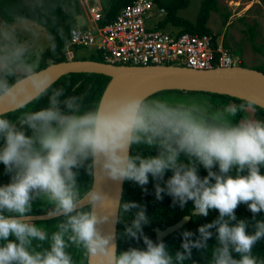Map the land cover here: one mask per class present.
I'll return each mask as SVG.
<instances>
[{"label":"clouds","instance_id":"clouds-1","mask_svg":"<svg viewBox=\"0 0 264 264\" xmlns=\"http://www.w3.org/2000/svg\"><path fill=\"white\" fill-rule=\"evenodd\" d=\"M54 83L30 59L26 44L11 34L0 37V106L20 111L27 98L48 96L47 107L21 111L15 122L0 112V164L10 176L0 186V264H73L70 246L84 248L100 264H185L193 249L206 251L213 236L211 264H257L252 250L264 240V221H256L250 234L235 210L246 205L253 219L264 212V121L225 118L243 106L228 105L209 115L196 103L141 96L82 111L79 98L61 99L64 89L53 88ZM141 147L157 155H145ZM200 167L207 176L200 177ZM80 169L96 181L98 175L131 181L145 191L151 177L157 200L166 194L180 207L191 201L193 215L207 217L217 210L218 217L200 226L198 236L184 231L182 251L173 255L165 243L143 235L149 219L139 204H118L120 216L136 209L123 235L142 238L145 247L117 253L110 246L113 237L98 230L109 217L95 209L107 199L95 188L80 199ZM167 172L172 175L164 181ZM37 199L52 206L51 215L64 217L51 234L30 222Z\"/></svg>","mask_w":264,"mask_h":264},{"label":"trees","instance_id":"trees-1","mask_svg":"<svg viewBox=\"0 0 264 264\" xmlns=\"http://www.w3.org/2000/svg\"><path fill=\"white\" fill-rule=\"evenodd\" d=\"M131 0H100L101 4V17L97 22L98 26L106 25L117 14L121 7L129 3ZM155 8H162L164 13L154 19L152 24L154 29H161L169 31L175 34L189 33L195 35L210 34L212 36L213 44H218V39L215 35L210 33L209 28L206 26L210 12H216L218 10L217 0H200L198 9L193 21L178 15V11L185 8L188 5L189 0H150ZM264 5V0H259ZM81 13L77 0H36L34 3H26L24 0H0V20L4 24H9L17 19H26L32 23L42 27L45 35L48 38L47 46L39 53L36 58V63L39 69L43 68L47 64L65 61L63 54L64 47L69 40V31L76 25L75 16ZM228 18V12L222 14V23H226ZM254 25L247 26L244 30V34L247 35V39L251 48L256 52H261L260 47L256 46L253 42L254 38ZM168 29V30H166ZM222 47L226 48V44H222ZM72 57L76 59H87L94 61H102V58L95 51H90L86 56H77L75 54ZM228 50V49H227ZM229 51V50H228ZM230 53V51H229ZM231 54V53H230ZM240 66H244L240 61ZM256 70L264 74V69ZM108 81V77L94 73H69L61 76L52 85L53 88H63L64 96H75L79 98L81 110H91L97 106L99 96ZM182 92L179 90H162L160 92ZM185 93V92H182ZM186 93H200L210 96V104L212 107L224 110L228 105L243 106L238 111L235 117H230L232 123H238L239 117L247 109L249 114L255 115V113L264 116V110L244 100L230 97L222 94L207 93V92H186ZM155 94V93H153ZM152 94V95H153ZM27 105V107H25ZM20 107V111H9L5 113L4 118L16 121L21 115V111H34L48 106V96H42L39 98H33L30 102ZM248 107L250 110H248ZM227 117V118H228ZM2 146V142H0ZM139 151L145 155H157L155 150H149L147 147H141ZM136 149H133L131 154H135ZM214 171L218 169H213ZM198 174L201 178L207 176V171L200 167ZM261 174H264V168L261 169ZM172 175L171 172H167L164 181H166ZM164 181H160V186L164 187ZM10 182V176L6 174L5 168L0 164V186L6 185ZM91 182V176L88 175L85 169H80L77 177V183L80 187L79 196L82 197L89 189ZM157 182L149 178V183L144 186L146 191L140 186L131 181H123L121 197L119 204L124 202H135L139 204L144 210L149 219V223L143 226V235L147 236L154 243L163 242L169 249L171 254H175L177 251H182V233L184 231H190L198 236V228L204 224L211 223L218 217L217 210H210L207 217H201L193 215V203L189 201L184 207H180L178 204H173L172 198L166 194H162V199L157 200L155 196V184ZM88 206L84 205V209L87 210ZM51 210V209H50ZM50 210L31 211L33 214L46 213ZM136 209L128 214H117L116 222V252L127 251L130 248L144 249L145 245L143 239L134 240L123 235L125 225L130 224L133 217V213ZM189 215V219L186 223L180 226L177 230L156 241L154 237L153 228L164 229L166 226L174 224L182 216ZM237 220H245L248 222L247 231L251 234L254 231L253 225L256 221H264V212H261L253 219V214L248 210L246 205L241 204L235 210ZM64 217L57 216L45 220H30L36 226L41 227L51 234L57 230V225L63 221ZM235 223V222H233ZM214 231V230H213ZM195 238V237H194ZM216 239L213 236L207 241L208 249L197 250L193 249L192 256L189 261H185V264H211V252L212 248L216 246ZM45 247L47 245H44ZM67 251L72 256L73 264H87V252L82 247L70 246ZM234 258H239L236 254H233ZM252 255L257 260V264H264V240L258 242L252 250Z\"/></svg>","mask_w":264,"mask_h":264},{"label":"water","instance_id":"water-1","mask_svg":"<svg viewBox=\"0 0 264 264\" xmlns=\"http://www.w3.org/2000/svg\"><path fill=\"white\" fill-rule=\"evenodd\" d=\"M40 70L47 72L54 81L69 73H94L107 76L108 81L97 102V106L101 108L117 98L130 96L147 98L162 90H179L227 95L264 110V74L256 69L240 65L197 70L179 65L130 66L87 59H71L47 64ZM32 99L27 98L19 107ZM0 112H9V109L0 106ZM122 185L123 181H112L106 177L100 179L98 175L97 181L91 177L90 187L85 192L86 194L91 188H95L106 197L107 200L95 209L97 215L109 217L106 222L98 225V230L102 236L113 237L110 246L115 245V248L116 222ZM84 205H87V202ZM191 213L193 214V210ZM53 217L57 216L46 212L30 215V220H45ZM188 219L189 215H185L164 229L153 228L155 240L158 241L177 230ZM93 264H100V261L93 257Z\"/></svg>","mask_w":264,"mask_h":264},{"label":"built area","instance_id":"built-area-1","mask_svg":"<svg viewBox=\"0 0 264 264\" xmlns=\"http://www.w3.org/2000/svg\"><path fill=\"white\" fill-rule=\"evenodd\" d=\"M80 1L85 4L93 29L77 26L70 29L63 51L65 60L72 59L76 47H90L102 62L114 65H179L205 70L240 63L219 42L214 46L210 34H175L154 29L150 20L164 11L155 8L150 0H131L103 26L97 25L101 17L100 0Z\"/></svg>","mask_w":264,"mask_h":264},{"label":"rangeland","instance_id":"rangeland-1","mask_svg":"<svg viewBox=\"0 0 264 264\" xmlns=\"http://www.w3.org/2000/svg\"><path fill=\"white\" fill-rule=\"evenodd\" d=\"M26 3H34L36 0H24ZM200 0H189L188 5L178 11V15L193 21L198 9ZM81 13L75 16L77 27H88L92 30L93 24L89 21L85 4L77 0ZM218 10L210 12L206 26L210 33L215 35L218 42L226 44V48L232 56L238 57L243 62L244 67L252 69H264V5L259 0H217ZM228 12L226 23H222V14ZM153 20V18H152ZM150 20L149 24L152 22ZM254 25L253 42L260 47L261 52L254 51L244 34L247 26ZM168 30V29H166ZM5 34H11L14 38L28 46L29 57L36 62L39 53L47 46L48 38L42 27L26 19H17L9 24H4L0 20V37ZM77 56H86L91 51L90 47H76ZM148 100H166L169 103L190 102L196 103L209 115L223 113L224 110L212 107L210 96L200 93H182V92H160L148 96ZM239 117V122L244 120L264 121V116L257 113L250 115L247 109ZM248 110L250 108L248 107ZM225 116L230 120V117ZM52 206L43 199L33 201L32 211L50 210ZM35 213V212H33ZM31 213L30 215H33Z\"/></svg>","mask_w":264,"mask_h":264},{"label":"bare ground","instance_id":"bare-ground-1","mask_svg":"<svg viewBox=\"0 0 264 264\" xmlns=\"http://www.w3.org/2000/svg\"><path fill=\"white\" fill-rule=\"evenodd\" d=\"M87 195V193L85 194V196ZM84 196V197H85ZM83 197V198H84ZM83 198L81 200H83ZM87 201L85 200L84 203H86ZM87 262L88 264H93V257H91L89 254H87Z\"/></svg>","mask_w":264,"mask_h":264}]
</instances>
